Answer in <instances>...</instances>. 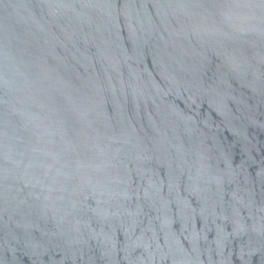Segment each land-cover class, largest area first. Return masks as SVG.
I'll return each instance as SVG.
<instances>
[{"label": "water", "instance_id": "1", "mask_svg": "<svg viewBox=\"0 0 264 264\" xmlns=\"http://www.w3.org/2000/svg\"><path fill=\"white\" fill-rule=\"evenodd\" d=\"M0 264H264V0H0Z\"/></svg>", "mask_w": 264, "mask_h": 264}]
</instances>
